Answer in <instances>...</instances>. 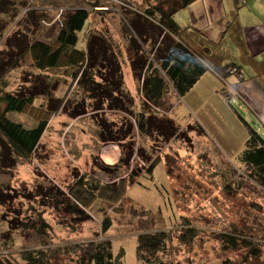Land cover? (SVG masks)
Masks as SVG:
<instances>
[{
	"label": "rangeland",
	"instance_id": "374dc122",
	"mask_svg": "<svg viewBox=\"0 0 264 264\" xmlns=\"http://www.w3.org/2000/svg\"><path fill=\"white\" fill-rule=\"evenodd\" d=\"M118 1L131 7L136 5V8L146 2L101 0V3L113 7L117 5L118 8L121 6ZM14 2V8L5 15L8 18L7 29L0 39V76L5 72L6 64L16 57V44L23 42L25 37L35 36L36 32L47 34L43 32L52 28L39 24L37 16L53 21L58 15L52 10L34 9L46 6L49 0ZM99 12L92 11L90 28L95 26L113 37L110 40L116 50H123L124 45L128 48L126 39L124 43L121 37L125 25L121 23L120 15L116 13L114 17V12H107L100 16ZM244 23L250 26L252 19L245 18ZM83 35L84 32L80 34ZM229 38L222 42V51L219 45L213 44L211 52L217 53V57L231 58L235 49L227 41ZM119 60L123 72L131 73L126 56L119 55ZM259 61L263 62V58ZM246 67L245 64L243 75L246 80H251L245 82L247 84L240 91L232 92L230 86L225 85L229 75L228 84L240 83L237 80L238 71L228 68L223 78L215 73H206L180 100L169 94L159 109L169 112L174 105L171 118L179 133L172 140L165 141L164 138L140 136L133 130L124 141L135 151L128 167L103 163L99 156L100 148L109 143L103 142L100 135L102 122L109 124L113 132L118 128L127 130L129 124L134 123L132 116L110 110L109 103H103L102 99H97L101 108L95 111L97 101L79 86L71 85L73 82L70 79H65L66 68L58 69L56 75L71 82L60 84L58 93L68 102L69 111H60L50 119L31 160L13 156L14 163L11 165L0 154V258L43 248L56 251L51 264H77L79 256L71 252L65 254L66 248L107 240L112 242L115 256L123 251L124 264H143L137 255L138 236L163 232L168 237V243L157 258L166 264H223L225 260L231 264L243 262L246 251L224 250L221 236H251L254 241L264 244V189L248 177V169L241 162L249 138V127L264 136V104L260 101V106L254 107L245 92L250 85L254 88L264 85V76L258 75L252 67ZM33 70L27 58L18 70L8 71L0 77V88L7 86L3 90L17 93L22 85L28 86L24 81ZM126 73L125 81L131 82L126 79ZM136 93L138 98L134 102L139 103V110L140 93ZM171 97L174 98L173 105L169 102ZM37 103L40 104L41 100ZM77 110H84L86 115L73 119L70 114ZM156 112L158 117L170 119L169 115ZM9 118L26 128L36 126L33 111L10 114ZM79 125L85 136L79 132ZM82 145L87 154L81 151ZM122 157L128 158L126 153ZM155 159L159 160V164L151 174H147ZM101 165L111 169L104 172ZM116 177L117 182L121 178L128 181L124 199L112 206L104 200H97L87 208L93 219L86 223H77L63 210L36 196L40 188L47 190L56 185L68 193L69 187H73L77 180L94 179L107 183ZM105 208L112 216V227L107 233L101 230L103 215L100 210ZM39 215L48 226L46 236L26 227ZM188 227L194 228L197 235L192 242L184 244L179 236ZM248 264H264V254Z\"/></svg>",
	"mask_w": 264,
	"mask_h": 264
},
{
	"label": "trees",
	"instance_id": "16d2710c",
	"mask_svg": "<svg viewBox=\"0 0 264 264\" xmlns=\"http://www.w3.org/2000/svg\"><path fill=\"white\" fill-rule=\"evenodd\" d=\"M109 1L117 3V0ZM195 1L146 0L143 6L132 7L142 17H148L156 22L164 33L174 40L173 47L166 55L162 56H156L154 50H145L140 39L132 33L129 20H127V24L121 20V23L125 25L124 35H126L128 43V48L123 50L119 46H117L119 49H115L114 43L111 41L113 37L107 33L95 26L91 29L92 11H100L98 15L103 16L107 12L111 14L113 10H117L101 3V0H87L86 9L63 12L62 14L65 13L64 18L61 17L62 19L55 22L37 16L39 24L52 28L50 31L43 32L47 34L36 32L35 36L25 37L23 42L16 44L15 48L18 49V53L6 64L5 72L1 74L2 76L8 71L18 70L21 63L26 62L27 58L31 61L34 69L30 77L25 78L24 83L28 86L22 85L17 93L3 90L7 86L0 88L1 156L10 161L11 165L14 163L13 156L31 160L48 129L50 119L60 111L64 113L69 111L68 102L58 94L60 84L68 81L61 80L60 75H56V71L61 68L68 70L64 77L73 82L71 85L79 86L97 101L95 111L101 108V102L97 99H102L103 103H109L110 110L123 112L134 119V123L129 124L127 130L118 128L116 132L110 130L109 124L102 122L100 139L103 142L119 145L123 155L125 156L126 153V157H128L126 159L122 157L120 165L128 167L130 158L135 155L132 146L124 144L125 139L131 135L133 130H136L140 136L164 138L165 141L176 137L179 129L171 118L174 105L169 112L159 109L162 107L164 99L169 94H172V97H178L179 100L184 98L208 72L222 77L226 75L228 68L238 71L233 63L223 67V62L231 59L229 56L227 58L221 55L217 57L215 52L213 54L210 49L213 45L212 42L191 28H181L175 21V16ZM118 3L124 5L122 1H118ZM15 4L14 0H0V39L3 38L2 32L7 29L8 18L5 15L11 12ZM116 6L114 8H117ZM236 9L239 8L236 6ZM83 32L84 35L80 36ZM221 44L222 42L219 46L222 51ZM224 49L226 48L224 47ZM119 55H125L129 61L132 77L136 83L137 91L140 93L141 108L139 110H137L134 98L126 90L124 78L126 72H123L121 68ZM97 78L100 81L96 80ZM38 100H41L40 104L37 103ZM156 110L169 115L170 119L158 117ZM30 111H33L34 114L35 127L26 128L9 118L10 114H25ZM85 115L84 110H77L70 114L73 119ZM200 132L202 134L203 130ZM137 154L140 155L139 150ZM158 159L150 164L147 174L154 171L159 164ZM241 162L248 169V177L264 189V136L252 127H249V138ZM101 169L107 172L111 168L101 165ZM114 169L116 168L112 170ZM134 171H131V174ZM117 179L118 177L113 178L107 183L94 179H80L73 187H69L68 193L55 185L47 190L40 188L36 196L47 200L56 209L63 210L77 223H86L93 219L87 212V208L97 200H104L112 206L119 204L124 199L129 187L128 181L121 178L117 182ZM106 209L100 210L103 215L101 222L103 233H107L112 227L111 212ZM30 225H32L31 228ZM30 225L26 226L27 229H35L42 236H46L48 226L41 215L37 219L31 220ZM196 235V230L188 227L179 236V239L182 243L189 244ZM236 237L225 234V236H221V242L226 251L230 249L246 251L244 261L239 264H248L250 260H259L264 254V244L254 241L251 236L237 235ZM239 237L244 238L239 239ZM167 240L168 237L163 232L138 236L137 255L139 261L143 264H166L162 259L157 258V254L166 248ZM69 252L79 256L77 264H124L122 262L123 251L121 250L115 256L112 242L107 240L77 245L66 248L64 251L65 254ZM54 256H56V251L51 252V250L43 248L25 250L6 256L4 259L0 258V264H51ZM223 264L231 263L225 260Z\"/></svg>",
	"mask_w": 264,
	"mask_h": 264
},
{
	"label": "crops",
	"instance_id": "0c3cea01",
	"mask_svg": "<svg viewBox=\"0 0 264 264\" xmlns=\"http://www.w3.org/2000/svg\"><path fill=\"white\" fill-rule=\"evenodd\" d=\"M86 3H88L87 0H49L46 6H36L34 9L46 10L47 12L48 10H52V12L58 13L57 18L53 20L55 22L60 20L63 12L82 8L86 9ZM236 6L239 9H236ZM110 7L117 9L113 10L114 13L112 15L114 17L117 13L120 15V20H124L126 24L127 20L130 21L132 33L140 39L146 51L154 50L156 56H162L166 55L171 47H173L174 40L168 37L152 19L142 17V15L137 13L135 8V10L132 9L130 5L118 7L122 9ZM235 9L236 17L234 18ZM245 18L252 19L250 26L244 23ZM175 21L181 28H191L215 45H219L224 40L226 41V37L230 36L227 41L231 42L235 51L231 54L232 57L229 58L231 60H225L222 65L225 67L233 63V66L238 69L237 80L240 83L230 85L228 84V77L231 75L226 76L225 85H230L232 92L240 91L248 83L247 81L251 80V78L246 80L245 75H243L245 64L247 67H252L258 75L264 76V0H196L188 8L176 15ZM121 37H123L125 43V39L127 41L126 35L122 34ZM124 47L126 48L125 45ZM236 55L239 57H236ZM261 58H263V62L259 61ZM207 74H211V72ZM126 77V79L131 80V82H126V90L137 101V86L132 74L126 73ZM258 87L254 88L250 85L245 88L248 99L256 108L260 106V101L264 104V85H258ZM244 98L247 99V97ZM173 99L172 97L169 99L171 105H173ZM166 101L167 99L165 98L163 102L165 103ZM138 105L139 103H136V106ZM78 129L85 136V131L81 125L78 126ZM81 149L84 154H87L83 145ZM122 155V149L114 143H109L100 148V159L108 165L120 164Z\"/></svg>",
	"mask_w": 264,
	"mask_h": 264
},
{
	"label": "built area",
	"instance_id": "2783aa9c",
	"mask_svg": "<svg viewBox=\"0 0 264 264\" xmlns=\"http://www.w3.org/2000/svg\"><path fill=\"white\" fill-rule=\"evenodd\" d=\"M234 71H237V70L234 69Z\"/></svg>",
	"mask_w": 264,
	"mask_h": 264
}]
</instances>
